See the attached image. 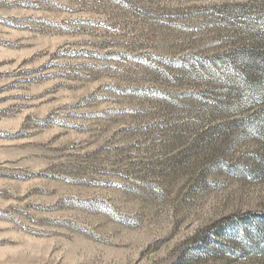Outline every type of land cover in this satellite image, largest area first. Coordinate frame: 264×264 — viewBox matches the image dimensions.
<instances>
[{"label":"rangeland","instance_id":"374dc122","mask_svg":"<svg viewBox=\"0 0 264 264\" xmlns=\"http://www.w3.org/2000/svg\"><path fill=\"white\" fill-rule=\"evenodd\" d=\"M0 264H264V0H0Z\"/></svg>","mask_w":264,"mask_h":264}]
</instances>
